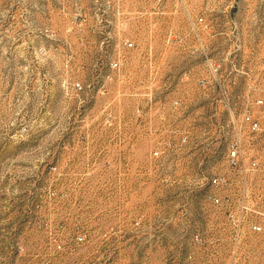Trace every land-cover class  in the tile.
<instances>
[{
    "label": "rangeland",
    "instance_id": "374dc122",
    "mask_svg": "<svg viewBox=\"0 0 264 264\" xmlns=\"http://www.w3.org/2000/svg\"><path fill=\"white\" fill-rule=\"evenodd\" d=\"M0 264H264V0H0Z\"/></svg>",
    "mask_w": 264,
    "mask_h": 264
},
{
    "label": "built area",
    "instance_id": "2783aa9c",
    "mask_svg": "<svg viewBox=\"0 0 264 264\" xmlns=\"http://www.w3.org/2000/svg\"><path fill=\"white\" fill-rule=\"evenodd\" d=\"M200 20H202V19H200ZM124 45H125L126 47H128V48H131V47L133 46V43L130 42V41H126V42L124 43ZM111 66H112L113 68H117V67L119 66V62H118V61H113V62L111 63ZM258 103H259V104H262L263 101H262V100H259ZM246 121L248 122L249 127H250L251 130H253V131H257V130L259 129L260 124H259L258 121L254 120V119H251L250 117H247V118H246ZM154 154L157 155L158 152H154ZM229 162H230V164L233 165V166L237 165V151H236L235 149H232L231 152H230V154H229ZM213 181H214V182H217L218 180H217V179H214ZM214 201L218 202L217 199H214ZM253 229H254L255 231H259V230H260V226H258V225H254V226H253Z\"/></svg>",
    "mask_w": 264,
    "mask_h": 264
}]
</instances>
